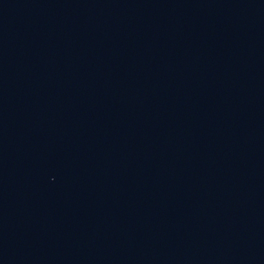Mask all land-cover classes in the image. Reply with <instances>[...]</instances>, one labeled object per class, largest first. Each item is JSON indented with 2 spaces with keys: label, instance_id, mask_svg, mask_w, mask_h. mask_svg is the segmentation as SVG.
Listing matches in <instances>:
<instances>
[{
  "label": "water",
  "instance_id": "95a60500",
  "mask_svg": "<svg viewBox=\"0 0 264 264\" xmlns=\"http://www.w3.org/2000/svg\"><path fill=\"white\" fill-rule=\"evenodd\" d=\"M0 264H264V0H0Z\"/></svg>",
  "mask_w": 264,
  "mask_h": 264
}]
</instances>
